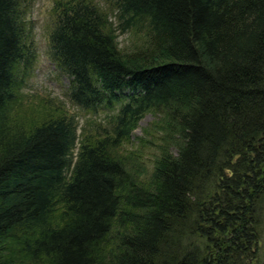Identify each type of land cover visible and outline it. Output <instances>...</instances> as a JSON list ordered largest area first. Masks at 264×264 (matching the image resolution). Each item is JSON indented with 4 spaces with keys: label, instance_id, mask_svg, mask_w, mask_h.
Wrapping results in <instances>:
<instances>
[{
    "label": "trees",
    "instance_id": "16d2710c",
    "mask_svg": "<svg viewBox=\"0 0 264 264\" xmlns=\"http://www.w3.org/2000/svg\"><path fill=\"white\" fill-rule=\"evenodd\" d=\"M108 4L53 6L49 57L80 121L23 91L33 0H0V264H264V0ZM23 95L42 113L17 126ZM150 112L148 174L120 150Z\"/></svg>",
    "mask_w": 264,
    "mask_h": 264
},
{
    "label": "rangeland",
    "instance_id": "374dc122",
    "mask_svg": "<svg viewBox=\"0 0 264 264\" xmlns=\"http://www.w3.org/2000/svg\"><path fill=\"white\" fill-rule=\"evenodd\" d=\"M55 1L33 0L30 18L34 24L37 58L27 78V86L23 88V91L29 93L39 92L59 97L78 115L80 121H83L85 117H88V113L86 110L75 105L68 97L70 79L57 69V66L49 57V30L54 22L53 6L55 5ZM96 2L101 7L107 8L112 15L113 11L109 9L108 0H96ZM113 19L115 20L114 17ZM118 36L120 46L122 47H132L137 41L132 33L121 32L119 30ZM30 99L32 98H26L23 95L19 99V102L16 103V107L12 113L13 124L17 126H28L30 116L42 113V104L36 98ZM108 114V110L98 114V121L102 120L106 122ZM160 118V115L157 116L151 112L147 113L139 122L138 127L133 131L131 141L120 150L122 154L127 155L128 161L131 163V171L133 169L136 172L141 166H144V170L150 174L149 172L153 169V164L161 153L162 140L164 138L163 129L157 123L161 122ZM170 150L174 154H177V148L174 146ZM130 153L133 155L131 158H129ZM135 174H141V179L147 178L145 173ZM35 262L37 263L33 264H42L40 260Z\"/></svg>",
    "mask_w": 264,
    "mask_h": 264
}]
</instances>
